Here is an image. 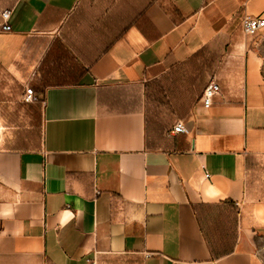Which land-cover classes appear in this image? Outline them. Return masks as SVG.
I'll use <instances>...</instances> for the list:
<instances>
[{"label": "crops", "instance_id": "obj_1", "mask_svg": "<svg viewBox=\"0 0 264 264\" xmlns=\"http://www.w3.org/2000/svg\"><path fill=\"white\" fill-rule=\"evenodd\" d=\"M4 10L0 264H264V30L240 31L264 0ZM206 57L212 105L161 108L167 73Z\"/></svg>", "mask_w": 264, "mask_h": 264}, {"label": "built area", "instance_id": "obj_2", "mask_svg": "<svg viewBox=\"0 0 264 264\" xmlns=\"http://www.w3.org/2000/svg\"><path fill=\"white\" fill-rule=\"evenodd\" d=\"M1 17V32H9L10 26L8 24L10 11L4 10L0 12ZM264 30V19L255 18L249 15H242L240 17V31L244 39L251 40L253 37L257 35L258 32ZM220 94L219 85L210 81L203 90L201 103L205 109H208L212 105L213 99ZM24 104H37L42 103L39 101L37 95L34 93L33 89L29 86H24V92L21 99ZM43 104V103H42ZM3 132L2 126L0 124V136ZM188 130L183 122H177L172 127L171 131L167 134V136L184 134L187 133ZM209 175H205V178H208ZM89 264H95L94 261Z\"/></svg>", "mask_w": 264, "mask_h": 264}, {"label": "rangeland", "instance_id": "obj_3", "mask_svg": "<svg viewBox=\"0 0 264 264\" xmlns=\"http://www.w3.org/2000/svg\"><path fill=\"white\" fill-rule=\"evenodd\" d=\"M207 63H209L208 57L203 58V60L197 59L196 69H190V67L184 69L180 67L167 73V85L164 87H157L160 97L158 105L162 108V106L169 102H173L176 98L177 100H182V98L188 97L194 100L198 92L202 90V88L204 89L207 84L211 72L205 67Z\"/></svg>", "mask_w": 264, "mask_h": 264}]
</instances>
